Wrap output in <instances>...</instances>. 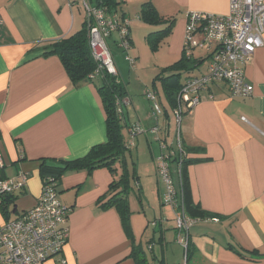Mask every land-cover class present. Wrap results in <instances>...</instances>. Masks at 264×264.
I'll list each match as a JSON object with an SVG mask.
<instances>
[{
  "label": "crops",
  "instance_id": "0c3cea01",
  "mask_svg": "<svg viewBox=\"0 0 264 264\" xmlns=\"http://www.w3.org/2000/svg\"><path fill=\"white\" fill-rule=\"evenodd\" d=\"M118 2L119 15L130 22L132 44L131 10L138 13L140 21L143 5L150 3L164 20L155 27L137 23L141 29L152 31L153 27L162 32L172 25L162 35L158 51L170 66L183 57L191 61L190 69L179 70L181 85L207 73L214 47H197L191 57L186 56L187 17L191 13L226 16L230 0ZM0 15V156L4 165L0 177L28 175L25 189L12 195L8 214L0 210V225H4L36 206L42 194L44 161L79 159L107 142V117L98 93L101 80L74 86L60 59L44 56L46 44L85 28L86 16L81 7H71L68 0H0ZM196 40L203 41V35L197 34ZM109 45L115 49L113 36ZM114 60L124 88L122 98L129 100L119 107L125 152L114 165L115 175L108 168L70 172L57 187L60 201L71 210L66 223L68 244L62 254L67 263L139 264L133 256L134 249L145 264L184 261L185 249L177 241L173 212L162 203L165 188L156 165L160 148L161 154H173L171 161L179 159L180 138L187 159L194 161L188 167L193 200L204 211L219 217L218 222L200 220L191 228L188 264H264V46L257 49L245 68L246 79L254 87L252 96L233 97L227 83H213L201 92V104L185 113L179 127L173 106H164L163 98L159 100L157 94L162 110L157 114L148 100L150 88L148 82L142 81L146 73L139 74L142 70L136 67V74L129 75L127 82V69L119 59ZM163 67L157 62L151 77H157ZM135 124L144 127L146 133L132 142L129 128ZM162 144L168 147L163 149ZM144 150H149L152 158L148 176L141 171L140 151ZM123 169L129 172L132 236L119 213L103 209V203H99L111 198L110 186L120 182ZM176 169L179 168L171 171L173 177ZM48 264H56V260Z\"/></svg>",
  "mask_w": 264,
  "mask_h": 264
},
{
  "label": "built area",
  "instance_id": "2783aa9c",
  "mask_svg": "<svg viewBox=\"0 0 264 264\" xmlns=\"http://www.w3.org/2000/svg\"><path fill=\"white\" fill-rule=\"evenodd\" d=\"M71 7L79 6L86 14V28L89 47L97 64L96 74L92 80L102 74L118 76L114 55L109 45L113 35H117L115 46L125 55V60L132 69L136 62L130 56L133 48L130 35V22L119 15L110 13L106 6L98 5L95 0H68ZM3 19L0 15V26ZM203 35V41L196 40L197 34ZM264 0H230V11L226 16H215L203 13H191L187 17L185 31V53L193 55L197 47H214L212 62L206 74L191 78L183 86L174 107L177 125L182 122L185 113L189 114L202 102L201 92L209 85L217 82L228 84L231 96L248 98L254 93V87L247 81L245 68L250 65L257 49L264 46ZM148 100L154 104L157 114L162 110L157 94L148 91ZM119 114L123 104L129 103L122 97L117 98ZM158 128L152 132L157 133ZM146 133L140 125L129 128L130 141L134 142L138 135ZM178 158H187L180 138H177ZM163 149L167 148L162 144ZM172 153H163L156 159L157 173L166 185L162 203L171 208L178 231V243L185 249L184 261L188 264L189 236L191 228L198 220L186 215L179 205L177 190L173 181L170 161ZM0 156V170L3 168ZM28 175L20 174L15 179L0 177V194L15 195L25 189ZM70 209L62 204L55 184L42 188V194L36 206L18 216L6 225H0V264H48L56 260V264H68L62 256L68 244L69 230L66 226ZM218 222V219L214 220Z\"/></svg>",
  "mask_w": 264,
  "mask_h": 264
},
{
  "label": "trees",
  "instance_id": "16d2710c",
  "mask_svg": "<svg viewBox=\"0 0 264 264\" xmlns=\"http://www.w3.org/2000/svg\"><path fill=\"white\" fill-rule=\"evenodd\" d=\"M95 1L98 2V5L101 3L103 6H106L110 13L121 11V3H119L118 0ZM140 19L144 23L151 26L164 23V20L159 17L158 12L150 3L143 5ZM171 23L173 24V21ZM171 26L172 25L170 24L166 30L158 32L157 34H150L148 37L149 44L157 50L159 47V41L162 39V35L168 33ZM43 50H46L44 53L45 57L57 56L60 59L74 86L82 82L93 81L92 77L96 74L95 72L97 71V64L91 54L86 26L81 31L73 34L72 36L46 44L43 47ZM191 65V61L186 57H183L175 65L163 69L161 72L162 76L165 73H170L168 76H165L166 78L163 76L165 81L163 84V89L167 101L171 107L176 106L177 97L183 88V85H181L182 75L179 70H188L190 69ZM98 79L101 80V85L98 86V93L102 99L107 117V142L93 147L86 156L79 159L72 161H60L59 163H56V161L52 160L50 163L44 161V164L41 166V179L43 186H51L52 184H55L56 187H59L63 176L70 172H92L102 168H108L112 175L116 174L117 170L114 168V165L122 160V156L126 147L125 138L122 134V121L120 120L121 118L116 103L117 98H121L125 95L124 88L121 82L118 80V76H110L104 73ZM185 152L187 153V151ZM193 162V160H188L187 158L183 159L182 161L177 158L173 161H170L171 171L173 167L179 168L178 170L176 169L173 181L177 190L180 208L183 209L187 216L198 221H214L215 219H218L219 221V217L217 215L204 211L193 200L188 174V167L193 164ZM123 170V177L121 178L120 182H113L110 186L109 195H111V198L107 201L101 199L99 200V203H103V209H115L119 213L127 233L129 236H132L129 224L131 217L128 201L129 188H131L128 182L129 172L127 169ZM123 184L124 186L120 187ZM12 197V195L0 194V210L4 215L8 214V208L12 202ZM153 226H157V223H154ZM175 230L178 234L176 226ZM135 250L136 249H134L135 253H133V256H135L139 264H145L140 252Z\"/></svg>",
  "mask_w": 264,
  "mask_h": 264
},
{
  "label": "rangeland",
  "instance_id": "374dc122",
  "mask_svg": "<svg viewBox=\"0 0 264 264\" xmlns=\"http://www.w3.org/2000/svg\"><path fill=\"white\" fill-rule=\"evenodd\" d=\"M131 5H133V2L131 3ZM134 5H136V4L134 3ZM131 9H134V8L132 7ZM139 12H141V10ZM128 13L130 14L131 19L134 20V22H133L134 26H133V29H132V36H133L132 55H131V51H130L129 54H130V56L133 59L135 58V56L139 55L138 59L136 58L137 63H136L135 68L138 67V71L142 70V72H139V74H145L146 73L145 75H147V78L143 79L142 81L148 82V87L150 88L149 90L151 92H153V93L159 94V96H160L159 100L162 97L163 98V103L166 104L164 106L167 107L168 106L167 105L168 101H167V98L165 96L164 89H163L164 88L163 84H164L165 81H164V79L162 77V73L161 72L163 71V69H166V68H168L170 66V63H169L170 61H166L165 62L166 59L163 58L162 55L160 54V52L158 51V50H160V48L159 49L157 48V50H156L148 42L149 35L152 34V33H156L158 31H157V29H155L153 27H151L152 31H150L148 29L139 28V26H137V23H143L142 25H145V24H144V22L142 20L138 21V16H139L138 13L137 12H133L132 10H131V12L129 11ZM85 16H86V14H85ZM117 38H118L117 35H113V39L116 40ZM114 48L115 49H112V52L114 54V58L119 59L120 60V62H119L120 65H122V66L124 65V67L127 69L128 77H127L126 81L128 82L129 75H132V74L135 75L137 71L133 70L130 67L129 63L125 60L124 53H122V51L117 46H115ZM136 60H135V62H136ZM157 62H159V64H163L165 67H163L162 70L159 69L160 71H158L159 73H157V77H151L152 74H153V70L152 69H153L154 66H156ZM147 73H149V74H147ZM138 77H139V75L137 74V78ZM172 130L174 131V129H172ZM173 134H174V132H173ZM161 152H162V149L160 148V153L157 155L158 157L160 155H162ZM137 154L139 155V151H136V156H137ZM140 160L142 161L141 168H143V169H141V171L143 172L144 176H148V174L151 171V169H148V167L150 166V161L152 160L151 155H150V151L149 150L140 151ZM173 169H175V168L173 167ZM164 188L166 190V185H164ZM132 197H135L134 192L132 193ZM138 206L139 207L141 206L140 203H138ZM135 208L136 207H135V204L133 202V209H135ZM135 223L137 224L138 228H141L142 224L139 221V219L135 218ZM6 224H4V225H6ZM4 225H1V226H4Z\"/></svg>",
  "mask_w": 264,
  "mask_h": 264
}]
</instances>
